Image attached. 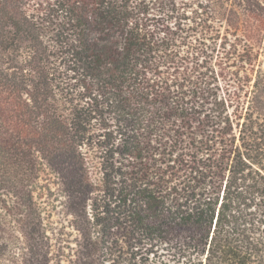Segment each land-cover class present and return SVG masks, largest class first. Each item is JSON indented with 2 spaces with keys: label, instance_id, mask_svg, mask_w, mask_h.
Returning <instances> with one entry per match:
<instances>
[{
  "label": "trees",
  "instance_id": "obj_1",
  "mask_svg": "<svg viewBox=\"0 0 264 264\" xmlns=\"http://www.w3.org/2000/svg\"><path fill=\"white\" fill-rule=\"evenodd\" d=\"M236 1L0 0V264H264V3ZM214 53L245 75L210 101Z\"/></svg>",
  "mask_w": 264,
  "mask_h": 264
},
{
  "label": "rangeland",
  "instance_id": "obj_2",
  "mask_svg": "<svg viewBox=\"0 0 264 264\" xmlns=\"http://www.w3.org/2000/svg\"><path fill=\"white\" fill-rule=\"evenodd\" d=\"M264 3V0H260ZM32 4H34L33 1L30 2L28 7H32ZM232 5V9L236 13H241V9L237 5L236 0H229L228 7ZM226 27V26H225ZM233 39V37H231ZM220 42V41H219ZM217 53H214V57L212 58V64L216 67V72L221 71L222 67H225L224 74L225 79H218L215 80L214 78H211L212 84L209 85L208 89L210 90V101H215V99H220L222 97H228L229 94L234 90L235 82L238 81L236 73L240 75V77H244V72H242L241 68L238 69V66H240L238 63H233V59H229V61L226 62V60L222 57L216 56ZM220 62L223 63L222 66H218ZM199 64H202L200 62ZM207 63H203L205 65ZM237 64V66H235ZM210 66V65H209ZM221 67V68H220ZM211 68V67H210ZM222 72V71H221ZM221 78V77H220ZM232 81H235L234 83ZM212 89V90H211ZM215 94V95H213ZM231 110V109H230ZM54 177L49 174L47 171L45 173H42L40 182L44 185V193L41 197V199H38V202H44L45 210H46V216H48L53 222L56 223V226L60 228L61 222H67L66 218V210L64 207V202H68L67 199L62 196L58 191L56 190L57 185L54 183ZM48 184L50 186H48ZM65 232H68L69 228H64ZM72 238L74 235L71 236ZM169 257L166 254H162L161 252L158 254H145L141 257H138L133 263L131 264H169Z\"/></svg>",
  "mask_w": 264,
  "mask_h": 264
}]
</instances>
